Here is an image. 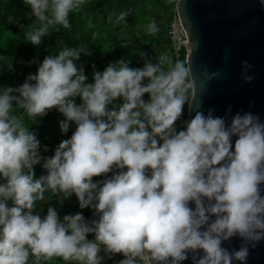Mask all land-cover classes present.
Listing matches in <instances>:
<instances>
[{"label": "clouds", "instance_id": "clouds-1", "mask_svg": "<svg viewBox=\"0 0 264 264\" xmlns=\"http://www.w3.org/2000/svg\"><path fill=\"white\" fill-rule=\"evenodd\" d=\"M24 3L39 25L26 37L38 45L50 26L71 27L69 13L83 0ZM127 15L121 11L116 22ZM146 30L159 31L154 19ZM81 53L90 54L84 46L64 47L20 86L0 88V264L54 256L100 264L101 246L123 254L118 264H180L189 251L193 264H246L250 248L264 240V119L251 110L231 114L229 105L223 115L197 110L178 130L174 122L185 104L192 109L197 93L189 61L162 53L134 68L122 58L86 83L83 66L75 63ZM241 64L242 80L251 82L252 64ZM217 75L205 68L199 79L206 85ZM118 97L123 102L117 106ZM52 107L66 117L59 122L62 132L70 121L76 128L43 157L47 172L34 178L40 141L13 109L35 119ZM108 172L103 181L92 180ZM49 189L61 198L74 193L94 218L77 212L61 219L52 206L44 216L34 214ZM234 236L241 244L230 251L223 242Z\"/></svg>", "mask_w": 264, "mask_h": 264}, {"label": "trees", "instance_id": "trees-1", "mask_svg": "<svg viewBox=\"0 0 264 264\" xmlns=\"http://www.w3.org/2000/svg\"><path fill=\"white\" fill-rule=\"evenodd\" d=\"M176 1L83 0L78 11L69 13L70 28L62 25L50 26L49 34L41 37L40 44L34 45L26 37L27 32L39 26L35 16L30 14V6L25 4L24 0H0V88L20 86L30 73L37 72L39 64L46 56L57 54L60 49L68 46L88 48L90 54L81 53L79 59L75 61L77 67L83 66L87 77L86 83L93 82L94 71L102 72L109 63L122 58L128 61L129 67L134 68L143 67L149 59L155 62L156 57L162 53H167L175 61L177 59L171 41L170 26L176 17ZM121 11H128V15L125 17V22L117 23L116 17ZM153 19L159 27V31L155 34L146 30L147 24ZM178 59L184 61L186 59V50L183 46L178 50ZM144 82L147 83V80ZM142 98L147 101L149 94L145 93ZM74 99L77 104L81 103L79 96ZM122 102V98L118 97L113 104L118 106ZM112 106L110 104L108 107ZM13 111L22 114L24 123L28 125L30 131L36 133L40 141L39 151L42 160L33 168L34 178H39L47 172L42 167L43 157L52 156L58 144L71 137L76 124L70 121L68 130L62 132L59 122L66 117L56 107L48 109L45 115L37 116L35 119L23 109L14 108ZM112 174L113 172H108L93 176L92 180L103 181ZM61 197L62 193L46 190L44 200L36 202L33 213L39 212L44 216L48 207L52 206L57 209L61 219L66 214L77 212L83 213L86 220L94 218V210L90 207L81 209L74 193L67 198ZM87 238L93 239L94 233L87 234ZM113 259V255L105 254L106 262L111 263ZM122 259L117 256L115 264ZM29 264H78V262L54 256L39 262H35L34 258L30 257Z\"/></svg>", "mask_w": 264, "mask_h": 264}, {"label": "water", "instance_id": "water-1", "mask_svg": "<svg viewBox=\"0 0 264 264\" xmlns=\"http://www.w3.org/2000/svg\"><path fill=\"white\" fill-rule=\"evenodd\" d=\"M175 11L186 37L185 61L197 77L196 98L192 109L187 108L186 119L209 108L214 115H223L229 105L231 114L251 110L264 119V8L259 0H177ZM243 60L252 64L251 82L241 78ZM205 68L218 73L206 85L199 79ZM196 99L202 100L199 108ZM189 206L194 208L191 201ZM240 244L238 236L223 242L230 251ZM196 252L203 255L202 250ZM192 256L189 251L180 264H193ZM246 264H264V240L250 248Z\"/></svg>", "mask_w": 264, "mask_h": 264}, {"label": "built area", "instance_id": "built-area-1", "mask_svg": "<svg viewBox=\"0 0 264 264\" xmlns=\"http://www.w3.org/2000/svg\"><path fill=\"white\" fill-rule=\"evenodd\" d=\"M170 35H171V41L173 43L174 52L176 54L175 58L178 59V50L181 46H185L186 44V37L185 34L180 26V22L177 17L174 18L173 22L170 26ZM187 104L184 105V111L182 112L180 118L175 121V125L178 130L182 129L184 125V121L186 120L187 115ZM117 255L124 259V256L122 253L117 252Z\"/></svg>", "mask_w": 264, "mask_h": 264}, {"label": "crops", "instance_id": "crops-1", "mask_svg": "<svg viewBox=\"0 0 264 264\" xmlns=\"http://www.w3.org/2000/svg\"><path fill=\"white\" fill-rule=\"evenodd\" d=\"M105 254H111V255L114 256V259H113V261L111 263L106 262V260H105ZM98 255H100L102 257V259L100 261V264H115L116 258L118 256L117 253H106L104 251V248H102V247L100 248V251H99Z\"/></svg>", "mask_w": 264, "mask_h": 264}]
</instances>
